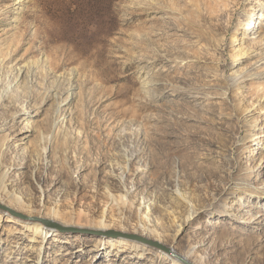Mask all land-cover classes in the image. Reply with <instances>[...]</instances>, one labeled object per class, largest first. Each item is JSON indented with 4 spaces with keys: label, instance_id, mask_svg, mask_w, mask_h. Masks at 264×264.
I'll return each mask as SVG.
<instances>
[{
    "label": "rangeland",
    "instance_id": "obj_1",
    "mask_svg": "<svg viewBox=\"0 0 264 264\" xmlns=\"http://www.w3.org/2000/svg\"><path fill=\"white\" fill-rule=\"evenodd\" d=\"M261 12L264 0H0V171L35 200L28 213L0 196L24 216L0 207V264H172L114 231L181 258L191 244L204 264H264ZM106 184L132 203L127 230L44 216L98 220ZM145 212L162 240L137 225Z\"/></svg>",
    "mask_w": 264,
    "mask_h": 264
},
{
    "label": "bare ground",
    "instance_id": "obj_2",
    "mask_svg": "<svg viewBox=\"0 0 264 264\" xmlns=\"http://www.w3.org/2000/svg\"><path fill=\"white\" fill-rule=\"evenodd\" d=\"M260 18L264 19V12L260 13ZM241 51L240 49H235V53ZM246 53V52H245ZM243 53L242 55H245ZM240 54H237L234 57L239 56ZM1 63H0V68H1ZM29 74V70L25 69L24 71L18 70L17 71V78L21 79L22 77H27ZM246 74H249L247 72ZM251 76V75H249ZM246 77V75L238 76V77H232V86L237 84L240 79ZM18 79V80H19ZM227 96V92H224V97ZM62 115H58L56 118V121L54 123V127L58 129V125L60 123ZM258 144L262 143L260 139L256 140ZM5 146V142L0 145V157L3 156L2 149ZM46 152V151H45ZM9 173L8 170L2 169L0 171V196H5L9 201V204L14 205L15 207H21L24 211L31 213V209L33 208L32 203H34L33 196H31L29 193H26L23 195L18 194L15 188H9L8 187V182H9ZM121 182V178H120ZM235 187V185H234ZM104 198L107 200V207L100 213V218L98 220H95L94 218H90L88 216H84L85 218H82V214L76 213L74 211L70 212H65L61 210L59 207H49L48 210L45 212V217H50L51 220L57 221L63 224L67 225H74V226H83L87 228H95L97 230H106L109 229L108 227H111L108 222H111L112 226L116 225L119 226L123 231L127 230L126 229V224L127 221L126 218L124 217V208L130 207V210L132 209V203L127 195V193H122L121 195L117 194L111 187V185L106 184L104 185ZM234 193V190H230L228 192V195ZM224 199H226L224 197ZM144 206L147 208V210H150L152 207V203L150 202H144ZM197 210L189 206L188 214L184 218H174L175 226H176V233L171 236V240L175 241L177 239V236L184 230L187 226V224L190 222V219L195 215ZM52 217V218H51ZM1 218V216H0ZM55 224H58V223ZM150 223V216L148 212H145L144 214L141 215L140 221L137 223V225H140L142 232L144 235L147 237H153L158 240H162V235L158 232V229L156 228H151L149 226ZM50 226H52L49 223ZM55 226V225H54ZM63 226V225H62ZM43 223L41 222H34L30 225L31 232L34 234V236L41 235L44 238V229H43ZM57 227V226H56ZM66 227V226H63ZM70 229L69 232L71 233H77L76 229L80 230L79 227H66ZM91 231V230H90ZM93 232V231H91ZM115 232V231H114ZM114 232H109L105 235L107 237H118ZM98 234V232L96 231ZM126 233V232H124ZM102 234V233H101ZM127 235H134V234H129L126 233ZM143 237V236H142ZM139 241V240H138ZM203 240L202 242H204ZM171 255V254H170ZM173 257L170 258L172 261V264H192L188 261H194L196 264H204V259L201 256L196 255L195 247L191 244H187L186 246V253L185 256L182 259L172 255Z\"/></svg>",
    "mask_w": 264,
    "mask_h": 264
},
{
    "label": "water",
    "instance_id": "obj_3",
    "mask_svg": "<svg viewBox=\"0 0 264 264\" xmlns=\"http://www.w3.org/2000/svg\"><path fill=\"white\" fill-rule=\"evenodd\" d=\"M0 207L2 208V209H4L5 211H7V212H10L11 214H13V215H16V216H20V217H24L23 215H20L19 213H17L16 211H13V210H11L10 208H8V207H6V206H3V205H1L0 204ZM50 224H52V223H50ZM53 225H55V226H57V227H59V229H61L62 231H66V232H69L70 231V229H68V228H66V227H63V226H60V225H58V224H53ZM74 231H76L77 233H86V232H91V231H87V230H78V229H76V230H74ZM96 233V232H95ZM117 236H122V237H128V238H131V239H135V240H140V241H143V242H148V243H150V244H152V245H154V246H156L157 248H160V249H162V250H165V251H167V252H169V253H172L174 256H176V257H178V258H180V259H182L183 260V258H181L179 255H177V254H175L174 252H172V250L170 249V248H168V247H166L165 245H163V244H161V243H159V242H157V241H152V240H147L146 238H144V237H142V236H139V235H127V234H123V233H121V232H114Z\"/></svg>",
    "mask_w": 264,
    "mask_h": 264
}]
</instances>
